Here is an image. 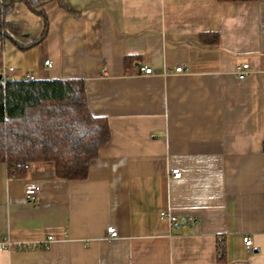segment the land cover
I'll use <instances>...</instances> for the list:
<instances>
[{"label": "crops", "instance_id": "0c3cea01", "mask_svg": "<svg viewBox=\"0 0 264 264\" xmlns=\"http://www.w3.org/2000/svg\"><path fill=\"white\" fill-rule=\"evenodd\" d=\"M67 4L43 7L47 34L33 48L5 40L2 67L82 78L109 141L81 180L40 163L15 177L0 163V264H264V0ZM27 182L39 185L35 204Z\"/></svg>", "mask_w": 264, "mask_h": 264}, {"label": "trees", "instance_id": "16d2710c", "mask_svg": "<svg viewBox=\"0 0 264 264\" xmlns=\"http://www.w3.org/2000/svg\"><path fill=\"white\" fill-rule=\"evenodd\" d=\"M50 1L70 10L67 0H0V69L5 40L24 51L45 38ZM109 136L106 118L89 110L82 78L0 80V163L8 175L23 177L40 163L58 179L81 180Z\"/></svg>", "mask_w": 264, "mask_h": 264}, {"label": "built area", "instance_id": "2783aa9c", "mask_svg": "<svg viewBox=\"0 0 264 264\" xmlns=\"http://www.w3.org/2000/svg\"><path fill=\"white\" fill-rule=\"evenodd\" d=\"M52 64V61L49 60H45L44 61V65L49 67ZM184 66H182V64H178L177 67L175 68L176 72H180L183 71ZM249 64L247 63H241L239 66H237L236 68V76L239 79H243L245 78L248 74H249ZM141 70L144 73H150L152 71V68L150 67H142ZM14 67L13 66H6V68H2L0 69V80L2 81V83H5L7 80H11V79H15L16 77L14 76ZM20 77L25 78V79H35L34 75L30 72L24 73L22 75H20ZM19 77V78H20ZM181 171L179 168L175 167L172 168L170 170V175L172 178H180L181 177ZM24 195H25V199L32 204H35L37 202V194H38V189H39V185L32 183V182H27L24 185ZM161 216L167 218L171 225H181L183 224L185 217H180L176 214H173L171 211L168 212H161ZM188 219H191L190 217ZM106 232L108 234V238H114L117 236V229L115 226L111 225L108 226L106 228ZM242 241H243V246L244 249L249 251V252H254L255 247L253 245V238L250 235L244 234L242 236ZM53 240V237L51 235L46 236L43 240H42V244L43 246H47L49 244L50 241ZM37 245L35 243H30V242H26L25 244H18L19 248H35ZM222 247H223V239L218 236L217 237V250L218 252L221 254L222 253Z\"/></svg>", "mask_w": 264, "mask_h": 264}]
</instances>
